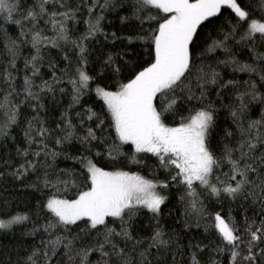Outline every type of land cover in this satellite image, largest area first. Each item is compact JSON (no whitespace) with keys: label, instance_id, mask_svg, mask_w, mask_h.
<instances>
[{"label":"snow or ice","instance_id":"snow-or-ice-1","mask_svg":"<svg viewBox=\"0 0 264 264\" xmlns=\"http://www.w3.org/2000/svg\"><path fill=\"white\" fill-rule=\"evenodd\" d=\"M0 264H264V0H0Z\"/></svg>","mask_w":264,"mask_h":264}]
</instances>
